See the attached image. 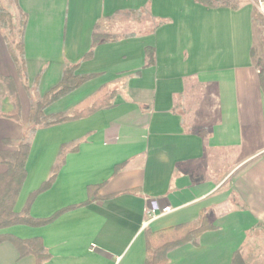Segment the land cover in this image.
Returning <instances> with one entry per match:
<instances>
[{
    "label": "crops",
    "instance_id": "0c3cea01",
    "mask_svg": "<svg viewBox=\"0 0 264 264\" xmlns=\"http://www.w3.org/2000/svg\"><path fill=\"white\" fill-rule=\"evenodd\" d=\"M18 5L27 16L24 56L32 94H19V121L0 115V151L7 148L4 139L22 137L31 97L53 89L65 65H77L76 74L91 77L47 106L45 114L70 113L104 86L113 95L110 105L83 118L36 130L14 211L21 212L48 179L64 144V161L29 215L43 219L69 209L49 223L12 225L0 235L40 237L49 254L42 264H144L145 229L190 225L205 212L215 228L197 246L170 250L167 264H230L236 251L246 264H264V88L250 54L254 5L207 8L196 0H18ZM128 11H141L142 21L125 16ZM96 25L99 34L132 35L92 49ZM146 49H152L150 65ZM0 75L17 79L1 28ZM12 107L2 92L0 114ZM164 207L171 211L159 214ZM0 264L36 259L20 257L3 241Z\"/></svg>",
    "mask_w": 264,
    "mask_h": 264
},
{
    "label": "trees",
    "instance_id": "16d2710c",
    "mask_svg": "<svg viewBox=\"0 0 264 264\" xmlns=\"http://www.w3.org/2000/svg\"><path fill=\"white\" fill-rule=\"evenodd\" d=\"M196 2L207 8L234 7L227 0H196ZM142 14L141 11H128L124 13L125 16H130L134 21H142ZM115 15H117V13ZM257 15H259L257 11L253 10V20ZM26 23L27 16L20 9L18 0H0V28L3 33L6 50L15 67L18 79L28 88V86H26L28 84L24 56V30ZM97 30L98 26L96 25L92 34V49L100 42L132 35L99 34ZM92 49L86 56L92 53ZM250 54L254 59V47H252ZM146 57L148 60L146 64L150 65L153 61L152 49H146ZM260 62L261 67L259 69V76L264 88V57ZM76 68L77 65L64 66L59 83L44 96L37 98L31 103L27 129L18 140L15 148H6L0 151V158L5 166V171L0 173V230L17 224L40 226L53 221L58 215L69 209L60 210L52 216L43 219H36L29 215V208L35 197L48 189L53 183L64 161V154L66 152L65 144L61 146L58 160L52 167L50 176L36 191L29 195L23 210L17 213L14 211V206L26 177V160L30 151L31 140L36 130L83 118L110 105L113 92H110L108 88L104 86L97 91L94 97L85 99L77 104L70 113H55L48 115L44 113L47 105L72 92L91 77L90 75L76 74ZM0 80L3 81V83H7L8 90L13 98V109L0 115L7 119L19 121L21 116V104L15 81L12 77H3L1 75ZM37 84L38 80L36 79L33 85L37 86ZM11 143L9 139L3 140L5 147L10 146ZM214 228L209 215L205 212H201L198 220L190 225H178L157 232L145 229L146 257L144 264H167V253L170 250L187 243L197 246L200 236L204 232ZM3 241L10 242L18 251L20 257L33 255L36 259V264H42L49 257L47 249L40 237L20 239L11 235H0V243ZM230 264H246L240 251H236L233 254Z\"/></svg>",
    "mask_w": 264,
    "mask_h": 264
},
{
    "label": "rangeland",
    "instance_id": "374dc122",
    "mask_svg": "<svg viewBox=\"0 0 264 264\" xmlns=\"http://www.w3.org/2000/svg\"><path fill=\"white\" fill-rule=\"evenodd\" d=\"M227 1L230 2V4L234 7L238 6L239 4H242L244 2H249V3L254 5V10H256L257 13L259 14V15L254 17L255 19H254V42H253L254 59H253V61H254L255 65L258 66V69H260V67H261L260 66L261 65L260 60L264 57V9H261L259 2L261 1L262 3H264V0H227ZM14 81H15V79H14ZM15 84H16V89H17L18 94H21L24 96H28V94H32V92H29L28 88L25 87L24 83H22L18 79V77L15 81ZM26 86H28V85H26ZM1 88H2V92L4 94V97H5V102L6 103L10 102V104L13 106V98L10 95V92L8 90L7 83H4L3 87L0 84V94L2 93ZM62 97H64V96H62ZM61 98H59L58 100H60ZM58 100H56V101H58ZM30 101H31V103L34 101L32 99V97H31ZM56 101H54V102H56ZM54 102H52V103H54ZM49 105H47V106H49ZM12 109H13V107H12ZM26 129L23 131V134L25 133ZM11 142H12L11 145L8 146L7 148H10V147L15 148L18 141L17 142L11 141Z\"/></svg>",
    "mask_w": 264,
    "mask_h": 264
},
{
    "label": "built area",
    "instance_id": "2783aa9c",
    "mask_svg": "<svg viewBox=\"0 0 264 264\" xmlns=\"http://www.w3.org/2000/svg\"><path fill=\"white\" fill-rule=\"evenodd\" d=\"M260 4V6H261V9H264V3H262L261 1L259 2ZM171 211V208L170 207H164V208H161L160 210H159V214H166V213H169ZM155 212H156V210H155V208H152L150 211H149V215H154L155 214Z\"/></svg>",
    "mask_w": 264,
    "mask_h": 264
}]
</instances>
